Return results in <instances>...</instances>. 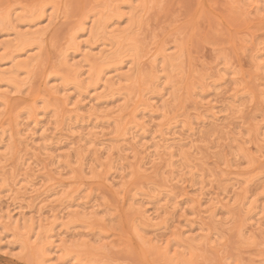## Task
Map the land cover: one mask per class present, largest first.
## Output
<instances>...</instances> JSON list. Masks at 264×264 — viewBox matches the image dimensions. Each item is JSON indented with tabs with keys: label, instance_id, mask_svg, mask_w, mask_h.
Returning a JSON list of instances; mask_svg holds the SVG:
<instances>
[{
	"label": "rangeland",
	"instance_id": "1",
	"mask_svg": "<svg viewBox=\"0 0 264 264\" xmlns=\"http://www.w3.org/2000/svg\"><path fill=\"white\" fill-rule=\"evenodd\" d=\"M0 198V264H264V0H0Z\"/></svg>",
	"mask_w": 264,
	"mask_h": 264
},
{
	"label": "bare ground",
	"instance_id": "2",
	"mask_svg": "<svg viewBox=\"0 0 264 264\" xmlns=\"http://www.w3.org/2000/svg\"><path fill=\"white\" fill-rule=\"evenodd\" d=\"M111 45V44H110ZM71 48V47H70ZM77 53V52H76ZM87 59V58H86ZM67 63V62H66ZM61 64V63H60ZM20 68V67H19ZM3 74V73H2ZM6 75V74H5ZM100 80V79H99ZM51 81V80H50ZM95 83V82H94ZM80 86V85H79ZM67 87V86H66ZM84 93V92H83ZM86 94V93H85ZM63 97H66V96H63ZM150 98V97H149ZM63 101V100H62ZM156 102V101H155ZM148 104V103H147ZM153 104H155V103H153ZM151 105V104H150ZM151 107V106H150ZM74 116V115H73ZM66 117V116H65ZM79 118V117H78ZM40 123V122H39ZM76 125V124H75ZM131 125V124H130ZM75 127V126H74ZM145 129V128H144ZM33 130V129H32ZM57 131V130H56ZM164 131V130H163ZM33 133L31 134V135H29L30 137H31V139H33V137L34 136H36V131H32ZM46 132V131H45ZM45 132L43 133V136H44V138H45ZM145 133V132H144ZM92 136V135H91ZM29 137V138H30ZM48 137V136H47ZM162 138V137H161ZM131 139H132V141L133 142H135V143H137V137L136 136H134V135H132L131 136ZM93 143V142H92ZM51 144V143H50ZM59 146V145H58ZM155 152H157V151H155ZM151 157V156H150ZM22 160V159H21ZM52 161H54V160H52ZM29 165V166H28ZM28 165H26L27 167H25V168H27V169H24V170H26V174H24L26 177H27V175H28V173L29 172H34L33 171V168L30 166L31 164L29 163ZM2 166V165H1ZM31 176V175H30ZM19 182V181H18ZM17 182V183H18ZM28 185V184H27ZM50 188V187H49ZM12 189V188H11ZM33 193H35V190H32V191H29V189L28 188H26V187H22V188H19L18 189V191H17V193L15 194V196L14 197H10L8 200L9 201H11L10 203H12L13 205H20V207H22V205H23V203H25V200H24V197L26 196V195H31V194H33ZM39 196H40V194H39ZM1 199V198H0ZM36 199V198H35ZM40 201V200H39ZM38 201V202H39ZM9 203V202H8ZM0 204H2V202H0ZM0 208H1V206H0ZM10 208V207H9ZM1 210V209H0ZM8 211V210H7ZM11 211V210H10ZM10 211L8 212V214H7V216H10V218H12V216H11V213H10ZM3 217H4V214H3ZM4 219V218H3ZM6 219H8V218H6ZM13 220V219H12ZM11 220V221H12ZM49 238H52V237H49ZM52 243V242H51ZM52 244H54V243H52Z\"/></svg>",
	"mask_w": 264,
	"mask_h": 264
}]
</instances>
